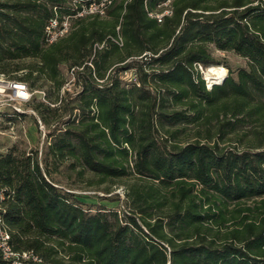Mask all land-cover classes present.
Here are the masks:
<instances>
[{"label":"trees","instance_id":"1","mask_svg":"<svg viewBox=\"0 0 264 264\" xmlns=\"http://www.w3.org/2000/svg\"><path fill=\"white\" fill-rule=\"evenodd\" d=\"M162 1L114 0L48 45L49 19L87 0H0V74L45 93V123L68 115L43 160L0 157L10 245L36 264H264V0H172L158 23ZM210 46L247 67L208 89L194 65L216 63ZM62 164L106 194L127 179L124 209L84 207Z\"/></svg>","mask_w":264,"mask_h":264},{"label":"rangeland","instance_id":"2","mask_svg":"<svg viewBox=\"0 0 264 264\" xmlns=\"http://www.w3.org/2000/svg\"><path fill=\"white\" fill-rule=\"evenodd\" d=\"M209 50L216 63L207 66L203 70V77H205V79L209 78V70H219L222 68L224 69V73L227 77L230 73L234 76L238 69L247 67L246 59L233 52L224 53L214 49L213 46H210ZM141 60L144 59H140V57L134 59V61ZM61 70L64 77L69 78L70 73L67 70V67L63 66L61 67ZM125 78L128 80L132 78V76L130 73H127L125 74ZM63 97L64 99H69L66 98V95ZM40 102L47 105L45 93L43 97L39 93L34 94L30 105L23 107L25 110L31 109L34 113L27 111L24 115L16 116L13 120H8L7 115L15 114V112H13L11 108H3L0 115V157L10 151H14L17 154L37 153L39 160L44 159V156L47 153V145L50 142L48 134L54 132L57 128L62 127L64 125L62 124V121L67 119L68 115L64 113L63 108L60 107L56 111L57 118L55 120H50L51 122L47 124L44 122L42 115L34 108V105ZM57 104L52 106L58 108ZM195 131L196 128L193 125H187L183 133L185 136L182 135L181 137H186L189 140H192L194 139ZM55 133H57V131H55ZM232 137L233 135H229L227 139H231ZM230 142L226 140L224 145ZM232 143L235 144L236 142L232 141ZM237 145L241 146L240 144ZM43 165L44 164L42 162V166ZM54 170H52V172L54 171L53 177L57 185L64 189H70L74 192L76 196H78V199L84 203V207L87 205H104L110 209H118L119 211L124 209V184L127 182V179L121 180L118 184H112L110 186L111 193L106 194L103 190L106 187L105 184L100 185L98 188L95 186H88L86 181H79L75 177V172L78 168L76 170H70L68 168V164H62ZM246 206L257 211H262V209H260L262 204L259 199L247 202ZM232 207L233 206H230V209Z\"/></svg>","mask_w":264,"mask_h":264},{"label":"built area","instance_id":"3","mask_svg":"<svg viewBox=\"0 0 264 264\" xmlns=\"http://www.w3.org/2000/svg\"><path fill=\"white\" fill-rule=\"evenodd\" d=\"M113 2L114 0H87V2L82 4L73 15L63 16L61 18L57 15L53 16L49 19L45 27L46 43L48 45L52 44L68 34L72 27L73 19L89 15L105 16L108 8L113 4ZM171 2L172 0H163L159 4L157 10L150 12L149 16L154 18L158 23H161L164 17L171 14ZM194 68L203 76V70L205 68H203L201 64H195ZM225 78L226 75L224 72L219 77L215 75L206 79L203 77L208 89L212 87V83L217 85ZM73 81L74 78L71 73L70 80L65 84L63 90L71 91ZM36 93H39L42 97L44 96L43 91H32L25 82L8 78L7 76L0 74V115L3 108L6 107L11 108L16 114H25L27 111L34 113L31 109L25 110L23 107L27 106L28 103L31 102L33 95ZM2 199L3 194L0 187V264L38 263L40 259L31 251H15L12 249L10 245V233L3 223Z\"/></svg>","mask_w":264,"mask_h":264},{"label":"bare ground","instance_id":"4","mask_svg":"<svg viewBox=\"0 0 264 264\" xmlns=\"http://www.w3.org/2000/svg\"><path fill=\"white\" fill-rule=\"evenodd\" d=\"M224 70L223 69H219V70H209L208 71V76H212L215 75L217 77L221 76L223 74Z\"/></svg>","mask_w":264,"mask_h":264},{"label":"water","instance_id":"5","mask_svg":"<svg viewBox=\"0 0 264 264\" xmlns=\"http://www.w3.org/2000/svg\"><path fill=\"white\" fill-rule=\"evenodd\" d=\"M223 81H224V79L222 80V82H223ZM222 82H221V83H222ZM221 83H219V84H221ZM213 85H215V83H212V86H213Z\"/></svg>","mask_w":264,"mask_h":264}]
</instances>
